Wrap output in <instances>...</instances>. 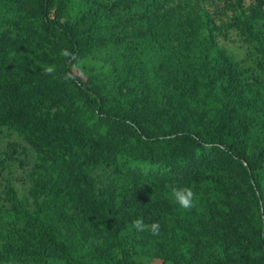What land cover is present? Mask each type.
Segmentation results:
<instances>
[{"label": "trees", "instance_id": "16d2710c", "mask_svg": "<svg viewBox=\"0 0 264 264\" xmlns=\"http://www.w3.org/2000/svg\"><path fill=\"white\" fill-rule=\"evenodd\" d=\"M0 264H264V0H0Z\"/></svg>", "mask_w": 264, "mask_h": 264}, {"label": "clouds", "instance_id": "9594fccd", "mask_svg": "<svg viewBox=\"0 0 264 264\" xmlns=\"http://www.w3.org/2000/svg\"><path fill=\"white\" fill-rule=\"evenodd\" d=\"M63 55L67 56L68 52L64 50ZM45 74L52 75L55 72L54 66H47L45 69ZM171 195L176 204L184 210H190L195 206V193L190 187H173L171 189ZM132 228L138 232L148 231L152 235H159L160 224L159 222H152L151 224H145L140 218H137L132 222Z\"/></svg>", "mask_w": 264, "mask_h": 264}]
</instances>
